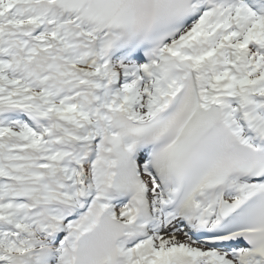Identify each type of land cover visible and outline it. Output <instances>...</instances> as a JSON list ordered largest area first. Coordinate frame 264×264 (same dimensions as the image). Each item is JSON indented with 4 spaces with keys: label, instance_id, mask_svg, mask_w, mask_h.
Instances as JSON below:
<instances>
[{
    "label": "snow or ice",
    "instance_id": "obj_1",
    "mask_svg": "<svg viewBox=\"0 0 264 264\" xmlns=\"http://www.w3.org/2000/svg\"><path fill=\"white\" fill-rule=\"evenodd\" d=\"M0 264H264V0H0Z\"/></svg>",
    "mask_w": 264,
    "mask_h": 264
}]
</instances>
